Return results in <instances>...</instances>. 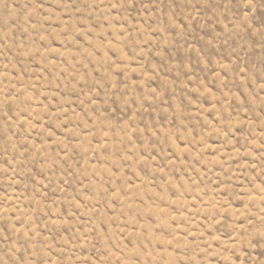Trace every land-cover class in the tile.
Here are the masks:
<instances>
[{"label":"rangeland","instance_id":"374dc122","mask_svg":"<svg viewBox=\"0 0 264 264\" xmlns=\"http://www.w3.org/2000/svg\"><path fill=\"white\" fill-rule=\"evenodd\" d=\"M0 264H264V0H0Z\"/></svg>","mask_w":264,"mask_h":264}]
</instances>
